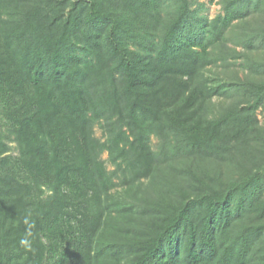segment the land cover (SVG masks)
<instances>
[{"label":"trees","instance_id":"16d2710c","mask_svg":"<svg viewBox=\"0 0 264 264\" xmlns=\"http://www.w3.org/2000/svg\"><path fill=\"white\" fill-rule=\"evenodd\" d=\"M163 3L0 0V264H264V165L176 202L113 199L115 178H149L170 149L240 145L264 100V82H249L250 106L210 119L198 80L210 47L264 0H224L213 19L178 0L161 25Z\"/></svg>","mask_w":264,"mask_h":264},{"label":"rangeland","instance_id":"374dc122","mask_svg":"<svg viewBox=\"0 0 264 264\" xmlns=\"http://www.w3.org/2000/svg\"><path fill=\"white\" fill-rule=\"evenodd\" d=\"M191 8L200 15L210 19L224 14V0H189ZM162 24L166 25L179 11L178 0H164L161 5ZM256 28V29H255ZM264 31V5L255 9V13L245 19L233 21L225 38L210 47L207 63L200 71L198 80L208 86L209 96L205 97L202 112L207 118H215L226 112L234 105H251L256 93L250 88L249 82H264V37L248 40L246 33L257 30ZM263 29V30H262ZM163 32L160 31L159 34ZM257 122L249 139H242L240 145L229 143L225 150L213 156L187 157L180 155L173 149L162 155L161 162L155 173L142 181L127 184L121 178H115L117 185L113 188V199L126 200L130 203H145L154 201H179L182 193H195L204 182V190L209 187L223 188L229 182L239 180L246 173L264 165V100L254 110ZM95 135L102 140L106 133L100 123L95 124ZM10 152L19 153L17 142L7 139ZM150 143L154 150L160 151L161 138L156 133L150 136ZM173 155V156H172ZM107 168L113 170L115 166L109 160L108 151L102 153ZM192 167L198 179L190 171ZM204 179V180H203Z\"/></svg>","mask_w":264,"mask_h":264}]
</instances>
